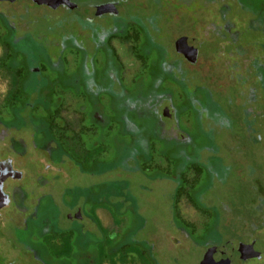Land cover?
Wrapping results in <instances>:
<instances>
[{
  "label": "flooded vegetation",
  "instance_id": "1",
  "mask_svg": "<svg viewBox=\"0 0 264 264\" xmlns=\"http://www.w3.org/2000/svg\"><path fill=\"white\" fill-rule=\"evenodd\" d=\"M24 1L31 2L0 1V22L7 29L3 45L7 49V56L11 55L1 60L2 65L9 63L10 73L8 90L0 96V180H3L2 193L6 196L7 206L15 202L19 213L29 215L30 220V232L24 231L26 240L15 241L16 247L31 245V232L37 230L39 234L37 239L33 237L36 241L32 252L44 256L53 253L52 257L59 262L57 264H111L116 259L120 263L131 258H135L138 264H161L157 252L165 246L166 240L157 232L156 224L145 222L134 231L136 224L140 225V219L138 215L137 218L131 216L129 226H125L119 237H114L111 227L100 223L97 218L98 212H101L114 221L112 209L123 208L126 215H133L130 210L136 207L135 201L129 196H124V201L121 199L125 192L122 184L118 187L120 194L117 197L110 190L111 181L97 184L94 181L112 171L110 160L104 156L109 153L106 143L115 142L125 147L133 145L141 147L143 151L146 147L149 150L151 145L162 146L172 168L177 163V169L184 171L187 157L185 149L192 145L190 137L193 133H182L177 121H181L184 113L200 109L196 105L194 107L198 99L196 91L200 86L193 82L198 81L197 77H202L205 70L202 64L208 63L211 59L207 56L212 57L214 53L217 57L224 55L234 62L229 66L232 73L224 75L219 83L223 89H230V97L234 102V129L243 131L240 141L249 142L250 145L264 143V0H69L75 4L74 9L58 8L75 15L72 16L71 25L77 27V33L72 37L71 44L68 45L66 41H63L65 44L59 43L60 50L71 49L79 56V61L76 60L69 71L61 55L55 58L46 55L41 41L44 35L30 32L21 10L4 9L5 6L19 5ZM107 4L112 6L102 9L101 6ZM132 28L141 35V47L145 52L143 60H152L147 71L163 62L167 64V72L149 74V85H153L143 90L140 86L144 81L142 79L147 78L146 71L145 75L132 80V88L128 92L130 87L124 83L125 68L112 41L124 42ZM164 32L168 33L167 38L163 36ZM159 36H162L163 41L166 40L167 46L160 43V39L157 40ZM184 39H190L197 46L194 62L184 56ZM207 41L212 43L215 50L213 54L205 55L206 61L202 51ZM27 44L40 50L42 62L33 54L24 61L12 54ZM10 50L12 52L7 53ZM155 51L160 54L152 59L146 58V54ZM189 58L193 59L192 56ZM96 64L104 73L100 84L105 91L102 89L95 93L85 85V81L91 80L96 74ZM40 65L45 69L50 68L55 75L47 74ZM159 75L162 78L160 86L154 85L156 79L161 80ZM164 83L182 89L181 95L185 97L183 105L178 107L173 104V89ZM86 114H91L94 130L84 126ZM27 128H30L29 131ZM97 130L99 132H95ZM25 132L30 133L29 138L23 137ZM36 139H43V142ZM62 146L68 151H65V156L69 157L70 153L71 162L83 173H90L93 179L88 188H68L65 191L61 202L67 212L63 217L70 223V228H58L54 214L46 213V210L56 205L50 195L52 193L41 191L47 185L43 177L37 178L41 194L34 200L33 211L36 214L32 211L29 213L26 205L30 197L28 194L31 193L25 192L19 185L24 179L22 162L25 157L42 160L38 173L60 172L49 160L56 154L63 156ZM32 151L35 155L30 154ZM127 156L121 158V166ZM135 158L139 160L146 157L137 153ZM179 160L182 161L180 166ZM73 195L78 201L74 202ZM46 201L49 203L46 204ZM4 209H0V221ZM91 211L96 221L93 225L95 234L91 233L85 239L80 224L90 219ZM25 224L23 222L24 227L21 229H25ZM255 229L258 235L244 240H229H239L245 245L259 240L262 241L263 250L264 225H259V229L256 226ZM80 235L86 241V247L81 249L78 244ZM147 237L152 240L150 246L146 244ZM181 245L175 247L179 249ZM153 250L156 251L155 255ZM14 251L17 253V249H10L0 236V259L5 261L7 257L12 258ZM174 255H171V264H176ZM203 257L199 264H209L204 262ZM12 260L9 264H12ZM253 260L259 264L264 260V255L261 252ZM39 263L47 264L41 259Z\"/></svg>",
  "mask_w": 264,
  "mask_h": 264
},
{
  "label": "rangeland",
  "instance_id": "2",
  "mask_svg": "<svg viewBox=\"0 0 264 264\" xmlns=\"http://www.w3.org/2000/svg\"><path fill=\"white\" fill-rule=\"evenodd\" d=\"M5 8L21 10L23 12V20L29 26L30 32L33 35L37 33L44 35L41 41L45 52H47L46 55L51 58L61 55L65 59L64 63L68 71L74 67L76 60L79 61V56L74 51L71 49L60 50L59 45L63 41L69 42L68 45H70L72 37L77 33V27L73 28L71 25V19L74 14H70L63 9L51 10L44 6H35L27 1L19 5L5 6ZM19 24L21 25V23ZM6 31V26L0 22V96L4 95L9 87V63L1 64L2 59L10 58L11 56H7V49L3 45ZM167 35L168 33L164 32L163 36L167 38ZM161 37L159 36L157 40L159 41L160 39L159 42L167 46L165 45L166 40L164 42ZM141 43L140 33L133 28L127 33L124 42L112 41L125 68L124 83L126 87H130L127 89L128 92L131 91L132 80L142 74L145 75L148 64L152 62V60H143L145 52L141 47ZM214 48L212 43L204 45L202 51L204 60L207 61L205 55L213 54ZM226 48H224L225 52H227ZM10 52L12 51L10 50L7 53ZM155 52H150L148 53L149 55L146 54V58L152 59L156 54H160L159 51ZM12 54L18 59L22 58L23 61L26 57L30 59L29 57H32V54L33 57L36 56L41 62L43 57L40 50L30 44L22 45ZM89 58L91 59V57ZM207 58L211 60L208 63L203 61L204 64L202 66L205 70L204 73L202 72V77H197L198 81L193 82L195 85L199 84L200 86L199 90L196 91L198 99L194 102V107L196 105L200 109L196 111L193 108L195 112H186L182 115L181 121H177L181 126L182 133H193L190 137L192 145L187 146L185 149L187 157L184 171L177 169V163H174V169L172 168L162 146L151 145L149 150L146 147L144 150L146 153H143L144 151L141 147H134L133 145L125 147V145L112 142L106 143L109 153L104 155L107 160H110L112 171L99 177L98 181L94 180L96 184L111 181L110 190L117 197L120 194V188L118 187L122 184L121 186L125 188V192L121 199L124 201V196H126L125 198L129 196L136 203V207L133 206L130 210L133 215H126L123 208L112 209L114 221L104 213L98 212L97 218L99 222L111 227V233L114 237H119L122 231L125 230V226H129L131 216L137 218L136 215H138L140 219V225L137 226L136 224L134 231L143 226L145 222L156 224L157 232L162 234L166 240L165 246L161 251L158 250L157 252L161 264H171V255L173 253H175L174 260L176 264H199L206 249L208 250L214 246L219 247L226 240L234 238V226L240 232L238 234L239 238L244 240L249 236L259 234L256 230L252 232L250 225L254 224L258 229L259 225H264V217L262 218L260 212L256 213L254 210L255 207H260V198L262 197L264 200V143L250 145L251 143L249 144V142L240 141L241 132L243 131L234 129V102L230 97V89L229 87L223 89L219 83L224 75L232 73L229 66L234 62H230L231 58L228 59L224 55L221 58L217 57L215 53L212 57L207 56ZM22 60H20V63ZM44 65L46 66V64ZM85 65L88 67V62ZM97 65H94L96 68L94 77H91L89 81H85V85L95 93L102 89L105 91L104 86L100 84L104 73H101V68ZM40 67L47 74L55 75V73L50 71V68L45 69L43 65H40ZM156 72L166 73L167 64L163 62L157 63L155 68L149 69L147 71L148 74H146L147 78L142 79L144 81L142 86H140L141 89L144 90L153 85H149L151 79L149 74ZM75 75L79 76L78 74ZM159 77L161 80L156 79L154 85L158 84L160 86L162 78L161 75ZM164 85L173 89V104L178 107L183 105L185 97L181 95L182 89L169 83H164ZM226 93H228V96ZM71 95L74 94L71 93ZM0 103L2 104L1 99ZM91 114L90 116L88 114L84 116V126L94 130ZM29 129L27 128V131ZM29 135L30 133L25 132L23 137L28 136L29 138ZM36 140L40 143L43 142V139ZM65 151L68 152L67 148L62 146L63 156L56 154L54 157L51 156L49 160L52 165H56L60 172L38 173L40 170L38 167L41 166L42 160L23 158V171L25 173H23L22 184H19L25 192L31 193V195L28 194L30 197L26 201L29 213L31 211L32 213L34 212V200L39 198L41 191L52 193L50 195L56 207L50 208L49 211L46 210V213L54 214L58 228H70V223L65 221L63 217L67 209L61 202L64 199L66 189L77 188V190H80L79 188H88L93 180L90 177V173H83L82 169L79 170L75 166L76 164L71 162L70 153L69 157L65 156ZM1 152L0 155L2 154ZM32 152L30 154H34ZM137 153L144 154L146 158L133 159ZM126 154H128L127 160H124L125 162L121 166L120 160ZM180 165H182L181 160H179ZM38 177H43L47 183L41 191L38 189L40 186L37 180ZM12 184L15 185L14 182ZM257 188L260 191V196H257L258 193L255 192L258 191ZM73 198L74 202L78 201L76 196L73 195ZM48 203L46 201V204ZM44 204L42 203V205ZM34 214L36 213L34 212ZM90 216V219L84 220L80 224V227H83V233L81 234L85 239H88L91 233L95 234L93 225L96 221L94 220L93 211H91ZM142 219L143 221H141ZM23 222L26 223L25 229H21L24 227ZM29 223V215L20 214L15 202L5 206L2 211V220L0 221V236L10 249H17V253L14 251L12 258L7 257L5 261L0 259V264H9L11 259H14L10 262L12 264H40V259L47 264L59 263L52 257L53 253L44 256L32 252L33 243L36 241L33 240V237L37 239L39 234L37 230H32L31 232L32 239L29 242L31 245L25 248L22 246L16 247L15 241L26 240L24 231L30 232ZM45 225L48 227V224ZM75 237L78 238V236ZM83 237L80 235V238H78L80 249L86 247L84 245L86 241ZM145 240H147L146 244L150 246L151 238L148 239L147 237ZM180 243L182 245L177 249L176 247ZM154 251L153 254L155 255L157 249ZM261 252L264 255V249H261L260 254ZM128 257L130 258V256ZM111 264L138 263L135 258H131L120 263L116 259ZM245 264L257 263L253 258H250ZM259 264H264V260Z\"/></svg>",
  "mask_w": 264,
  "mask_h": 264
},
{
  "label": "water",
  "instance_id": "3",
  "mask_svg": "<svg viewBox=\"0 0 264 264\" xmlns=\"http://www.w3.org/2000/svg\"><path fill=\"white\" fill-rule=\"evenodd\" d=\"M31 2L37 6H45L51 10H57L60 6L67 10H72L76 7L75 4L69 0H31ZM110 6H112V4L103 5L101 7L105 9ZM184 42H186V46L194 52L192 56L193 59H190L183 51L184 56L189 61L194 62L197 46L194 42H191L190 39H184ZM2 181L3 180H0V209L7 205L6 196L2 193ZM261 249L262 241L259 240H255L248 245L242 244L236 240H229L222 246L208 249L203 258L204 262H209V264H244L250 258H258Z\"/></svg>",
  "mask_w": 264,
  "mask_h": 264
},
{
  "label": "trees",
  "instance_id": "4",
  "mask_svg": "<svg viewBox=\"0 0 264 264\" xmlns=\"http://www.w3.org/2000/svg\"><path fill=\"white\" fill-rule=\"evenodd\" d=\"M35 5V4H34ZM35 6H37V5H35ZM257 174V173H256ZM257 190L258 191H255V192H257L258 194H257V196L259 195L260 196V191H259V189L257 188ZM261 200V202H260V207L259 206H257L258 208H256L255 207V212L257 213V212H260V216L263 218L264 217V200H263V198L261 197L260 198ZM250 219V218H249ZM244 226V225H243ZM256 228V226H254V224H252V225H250V229L252 230V232H255V228ZM240 232H239V230L238 229H235V226H234V238H232V239H240L239 238V234ZM236 239V240H237ZM229 240V239H228ZM238 242H239V240H238ZM123 262V261H122Z\"/></svg>",
  "mask_w": 264,
  "mask_h": 264
},
{
  "label": "bare ground",
  "instance_id": "5",
  "mask_svg": "<svg viewBox=\"0 0 264 264\" xmlns=\"http://www.w3.org/2000/svg\"><path fill=\"white\" fill-rule=\"evenodd\" d=\"M183 48H184V53H186L187 56H193L194 52L192 49H190L188 46H186V42H183ZM1 175V173H0Z\"/></svg>",
  "mask_w": 264,
  "mask_h": 264
}]
</instances>
